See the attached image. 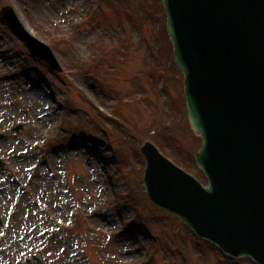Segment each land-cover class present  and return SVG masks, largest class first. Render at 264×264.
Listing matches in <instances>:
<instances>
[{
	"label": "rangeland",
	"instance_id": "obj_1",
	"mask_svg": "<svg viewBox=\"0 0 264 264\" xmlns=\"http://www.w3.org/2000/svg\"><path fill=\"white\" fill-rule=\"evenodd\" d=\"M2 2L0 8L11 4L35 36L55 43L62 71L32 58L21 38L0 18V157L5 161L0 166V264H148L149 260L254 264L248 257H223L189 230H180L179 220H170L166 212L145 201L123 205L131 186L121 175L138 165L135 146L116 132L115 124L101 132L91 127L96 104L133 127L138 137L154 136L167 156L172 160L177 156L181 163H176L196 171L192 151L200 140L188 122L183 137L178 135L175 141L165 126L177 123L186 111L172 105L184 96L183 82L177 67H169L163 42L155 39L163 25L159 14L141 27L115 23L128 42L115 65H103L96 79L85 72L92 57H98L94 44L101 42L111 49L118 42L109 23L94 19L93 3L102 6L103 17L110 19L116 14L112 7L120 4L136 15L137 0ZM154 12L162 14V8ZM168 67L172 76L167 91L159 93ZM44 99L46 123L31 113ZM81 124L89 127L74 131ZM118 128L130 132L128 126ZM50 141L58 145L46 151ZM140 195L136 190L138 200ZM45 229L56 232L48 240L51 245L45 243ZM173 244L179 251L169 247Z\"/></svg>",
	"mask_w": 264,
	"mask_h": 264
},
{
	"label": "water",
	"instance_id": "obj_2",
	"mask_svg": "<svg viewBox=\"0 0 264 264\" xmlns=\"http://www.w3.org/2000/svg\"><path fill=\"white\" fill-rule=\"evenodd\" d=\"M188 116L202 147L203 184L151 142L144 185L157 205L232 256L264 264V0H163ZM2 17L33 54L61 69L51 48L14 15Z\"/></svg>",
	"mask_w": 264,
	"mask_h": 264
},
{
	"label": "trees",
	"instance_id": "obj_3",
	"mask_svg": "<svg viewBox=\"0 0 264 264\" xmlns=\"http://www.w3.org/2000/svg\"><path fill=\"white\" fill-rule=\"evenodd\" d=\"M123 8H126V7H123ZM143 8V7H142ZM124 11H127V13H129L128 12V10L127 9H123ZM123 10H117V15L115 14V16L114 17H116V19H121V17H122V15H121V13H122V11ZM142 11H144V9L142 10ZM141 13V12H140ZM145 13V12H144ZM142 13V14H139V16H140V19L141 20H143V19H146V17H149L150 16V14H148V13ZM118 16V17H117ZM105 18V17H104ZM103 18V19H104ZM102 18H100V20H101ZM107 18H105V20H106ZM117 21H120V20H117ZM141 22V21H140ZM112 24H113V22H112ZM113 28V27H112ZM113 30L115 31V29L113 28ZM158 35H159V38H161L162 40L161 41H163L164 42V45H165V47H166V52L170 55V57H171V42H170V39H169V37H168V35H167V33H166V29H165V27H163V29H160L159 31H158ZM120 41V43L122 44V46L124 45V41H123V37L122 36H118L117 37ZM97 47L95 48V51H99V53H98V57L97 58H95V59H93V61H92V63H89L88 65H89V67H87V69H90V68H93L94 70V72H97V73H99V69L101 68V67H103V65H106V64H109V60L111 59V58H113V61L115 62L116 61V58H119V56L117 55V54H119L120 55V50H121V48L120 47H118V48H120V50L119 51H117V53L115 52V51H113V50H110L109 48H107V47H105V44H101V45H96ZM112 52H115L116 54H114V56H113V54H111ZM171 61L173 62V60H172V57H171ZM113 62H110V64H112ZM167 74H170L171 76H172V74L170 73V72H168ZM166 88V87H165ZM146 136H148V138H151V139H154V136H152V135H148L147 133H146ZM172 138V137H171ZM156 140V139H155ZM159 143V142H158ZM160 144V143H159ZM160 147H162L161 146V144L159 145ZM141 159H143V157H141ZM175 159L178 161L179 160V158L176 156L175 157ZM184 165H187V164H184ZM197 174H198V176L202 179V180H206V178H205V176H204V174L202 173V171H200V170H198V172H197ZM132 181V183L134 184H137L139 187H140V189H142L143 190V186H142V171H136L135 172V174H134V177H133V179L131 180ZM145 195V194H144ZM146 197V196H145Z\"/></svg>",
	"mask_w": 264,
	"mask_h": 264
},
{
	"label": "bare ground",
	"instance_id": "obj_4",
	"mask_svg": "<svg viewBox=\"0 0 264 264\" xmlns=\"http://www.w3.org/2000/svg\"><path fill=\"white\" fill-rule=\"evenodd\" d=\"M39 92H40V88H39ZM35 95V93H33ZM39 99V96H38ZM40 100V99H39ZM41 101V100H40ZM48 101L46 99H44L43 103H36L35 104V108L31 109V113L38 118L40 121L43 122H47L48 121V117H47V111H48Z\"/></svg>",
	"mask_w": 264,
	"mask_h": 264
}]
</instances>
